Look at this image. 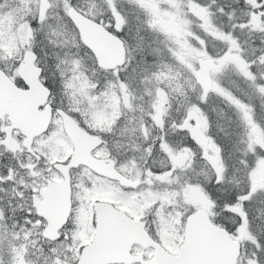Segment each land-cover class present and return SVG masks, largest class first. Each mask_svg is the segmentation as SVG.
Segmentation results:
<instances>
[{
  "label": "snow or ice",
  "instance_id": "6c2138e0",
  "mask_svg": "<svg viewBox=\"0 0 264 264\" xmlns=\"http://www.w3.org/2000/svg\"><path fill=\"white\" fill-rule=\"evenodd\" d=\"M0 264H264V0H0Z\"/></svg>",
  "mask_w": 264,
  "mask_h": 264
}]
</instances>
